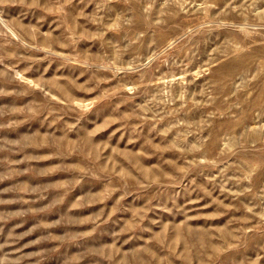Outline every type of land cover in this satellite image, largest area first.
<instances>
[{
	"label": "rangeland",
	"instance_id": "1",
	"mask_svg": "<svg viewBox=\"0 0 264 264\" xmlns=\"http://www.w3.org/2000/svg\"><path fill=\"white\" fill-rule=\"evenodd\" d=\"M0 264H264V0H0Z\"/></svg>",
	"mask_w": 264,
	"mask_h": 264
},
{
	"label": "bare ground",
	"instance_id": "2",
	"mask_svg": "<svg viewBox=\"0 0 264 264\" xmlns=\"http://www.w3.org/2000/svg\"><path fill=\"white\" fill-rule=\"evenodd\" d=\"M263 49V48H262ZM227 72V71H226Z\"/></svg>",
	"mask_w": 264,
	"mask_h": 264
}]
</instances>
